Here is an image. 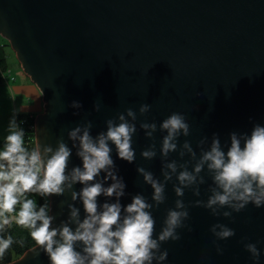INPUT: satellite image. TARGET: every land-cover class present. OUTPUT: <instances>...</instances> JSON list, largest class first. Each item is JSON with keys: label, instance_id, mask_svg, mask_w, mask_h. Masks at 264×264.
Here are the masks:
<instances>
[{"label": "water", "instance_id": "obj_1", "mask_svg": "<svg viewBox=\"0 0 264 264\" xmlns=\"http://www.w3.org/2000/svg\"><path fill=\"white\" fill-rule=\"evenodd\" d=\"M0 38L42 101V112L33 120V143L36 134L41 145L55 148L63 138L71 147L67 131L78 124L91 120L95 136L126 108L138 113L141 104L151 105L136 121V160L118 159L113 146L118 175L126 184L122 204L136 193L151 202L152 190L136 167L162 179L164 133L154 134L157 157L142 159L140 152L152 141L139 129L141 121L159 127L171 113H183L191 134L180 140H190L194 149L202 136L210 142L215 133L226 150L230 133L250 134L254 125L264 126V0H0ZM73 101L82 107H69ZM75 152L69 168L81 164ZM169 159H177L176 153ZM173 183L166 185L165 203L152 212L157 233L177 199ZM210 183L206 178L199 197L185 190V204L206 200ZM67 202V194L48 198L53 226L67 219ZM76 206L83 216L82 205L77 201ZM189 213L192 231L178 230L179 241L161 245L168 250L163 264H253L244 243L256 244L261 250L257 264H264V208L249 204L231 218L213 217L202 207L190 206ZM214 223L235 230L232 238L216 241L223 255L212 243ZM35 247L7 264H49L43 252L33 254Z\"/></svg>", "mask_w": 264, "mask_h": 264}, {"label": "clouds", "instance_id": "obj_2", "mask_svg": "<svg viewBox=\"0 0 264 264\" xmlns=\"http://www.w3.org/2000/svg\"><path fill=\"white\" fill-rule=\"evenodd\" d=\"M69 107L79 109L82 105L73 101ZM93 110L99 112L100 105L94 104ZM150 110L151 105L146 103L139 106L138 113L126 108L115 118L107 119L105 130L95 136L92 121L87 120L67 131L71 147L60 138L55 148L41 145L36 134L34 146L29 147L25 130L13 116L0 143V259L15 243L11 235H3L15 224L28 231L36 245L33 254L39 256L43 252L49 264H163L168 250H162L161 245L179 241L178 230L192 231L186 223L190 206L224 218L242 212L249 204L264 208V126L254 125L250 134L230 133L226 150L215 133L210 142L202 136L194 149L190 140H180L191 134L190 125L180 112L168 115L159 127L154 121L139 123L145 138L152 141L140 152L144 160L157 157L154 134L158 130L164 133L159 146L162 179L142 166L136 167L143 183L152 190L151 202L136 193L129 203L122 204L121 199L127 195L126 184L118 175L113 146L118 159L133 163L138 114L145 116ZM73 149L81 164L69 168ZM172 153L177 159H169ZM206 178L211 180L207 199L185 204V190L199 197ZM173 180L177 199L174 207L166 210L157 233L152 212L165 203L166 185ZM77 184L81 185L79 190L75 189ZM33 194L47 202L38 205L31 198ZM65 194L70 197L67 219L53 226L55 217L50 215L48 198ZM101 197L105 198L103 202ZM77 201L82 205L83 216ZM209 232L214 237L216 253L223 255V248L216 241L232 238L235 230L214 223ZM243 247L257 264L261 250L255 243H244Z\"/></svg>", "mask_w": 264, "mask_h": 264}, {"label": "crops", "instance_id": "obj_3", "mask_svg": "<svg viewBox=\"0 0 264 264\" xmlns=\"http://www.w3.org/2000/svg\"><path fill=\"white\" fill-rule=\"evenodd\" d=\"M5 55L8 71L2 74L0 85V140L7 135L9 120L16 114L36 116L42 112L37 88L23 76L13 54Z\"/></svg>", "mask_w": 264, "mask_h": 264}, {"label": "trees", "instance_id": "obj_4", "mask_svg": "<svg viewBox=\"0 0 264 264\" xmlns=\"http://www.w3.org/2000/svg\"><path fill=\"white\" fill-rule=\"evenodd\" d=\"M3 45L0 46V85L3 82L2 74L7 69L6 55L4 52V47L8 46L7 42L2 40ZM34 115L25 113V114H16L15 118L17 122H21V127L25 130V139L29 147L34 146L33 143V120ZM2 143V140H0ZM31 198H34L37 201V204L46 203V198H42L38 195L33 194ZM3 235H11L15 241L11 248L6 252L5 256L0 259V264H7L18 257H20L26 250L35 246L34 242L31 240L29 233L26 229H23L15 224H12L8 230L3 233Z\"/></svg>", "mask_w": 264, "mask_h": 264}, {"label": "rangeland", "instance_id": "obj_5", "mask_svg": "<svg viewBox=\"0 0 264 264\" xmlns=\"http://www.w3.org/2000/svg\"><path fill=\"white\" fill-rule=\"evenodd\" d=\"M2 40H3V39L0 38V46L3 45V44L1 43ZM4 52L7 53V56H8V57L11 56V54H13L12 51L10 50V48H9L8 46H5V47H4ZM13 56H14V54H13ZM9 61H10V60H9ZM7 62H8V61H7ZM7 71H8V70L6 69V71H5L4 73H7ZM23 76H24V75H23ZM24 77H25V76H24ZM29 82H30V81H29Z\"/></svg>", "mask_w": 264, "mask_h": 264}, {"label": "built area", "instance_id": "obj_6", "mask_svg": "<svg viewBox=\"0 0 264 264\" xmlns=\"http://www.w3.org/2000/svg\"><path fill=\"white\" fill-rule=\"evenodd\" d=\"M18 123H20V125H21V122H18Z\"/></svg>", "mask_w": 264, "mask_h": 264}]
</instances>
